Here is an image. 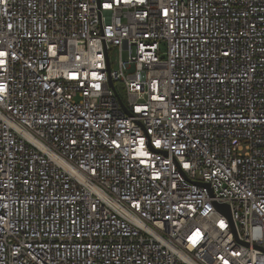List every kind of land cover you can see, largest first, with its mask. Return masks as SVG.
<instances>
[{
  "label": "built area",
  "instance_id": "2783aa9c",
  "mask_svg": "<svg viewBox=\"0 0 264 264\" xmlns=\"http://www.w3.org/2000/svg\"><path fill=\"white\" fill-rule=\"evenodd\" d=\"M0 264H264V0H0Z\"/></svg>",
  "mask_w": 264,
  "mask_h": 264
},
{
  "label": "water",
  "instance_id": "95a60500",
  "mask_svg": "<svg viewBox=\"0 0 264 264\" xmlns=\"http://www.w3.org/2000/svg\"><path fill=\"white\" fill-rule=\"evenodd\" d=\"M110 84H111L112 87H114L112 82H110ZM217 206L226 215H228V216L230 215V213H229V207L226 204H218Z\"/></svg>",
  "mask_w": 264,
  "mask_h": 264
},
{
  "label": "rangeland",
  "instance_id": "374dc122",
  "mask_svg": "<svg viewBox=\"0 0 264 264\" xmlns=\"http://www.w3.org/2000/svg\"><path fill=\"white\" fill-rule=\"evenodd\" d=\"M111 59H112L113 67L115 68L116 67L115 61L117 60V55L115 53H113L111 56Z\"/></svg>",
  "mask_w": 264,
  "mask_h": 264
}]
</instances>
